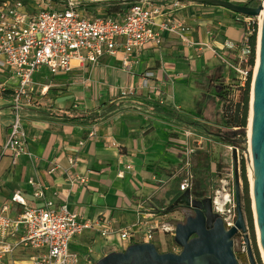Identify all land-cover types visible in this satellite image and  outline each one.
<instances>
[{
    "label": "built area",
    "instance_id": "obj_1",
    "mask_svg": "<svg viewBox=\"0 0 264 264\" xmlns=\"http://www.w3.org/2000/svg\"><path fill=\"white\" fill-rule=\"evenodd\" d=\"M79 1L0 0V94L9 100L12 115L10 131L0 154L9 155L13 166L22 156H33L27 144L23 111L33 105L35 89L42 86V94L49 89V84L37 82V74L46 70L55 77L69 74L77 67H96L106 56H120L122 67L132 73L143 53L148 48L161 46L168 35H177L184 42H191L188 37L190 27L178 12L192 2L142 0L123 14L107 16L87 14L80 8ZM263 15L264 12L258 16L237 15V20L245 27V36L237 57L224 59L242 87L246 86L252 70L249 36L256 24L260 29ZM227 46L229 49L234 47L231 42ZM156 79L154 71H144L140 88L152 89L160 96L162 92ZM132 92L135 88L121 90L122 95ZM186 133L188 136L195 134L191 130ZM95 136V131L90 132L89 137ZM85 145L84 139L79 141L78 148L67 157V166L58 159L51 162L49 173L64 176L69 192L89 181L79 170ZM233 147L230 146L231 151ZM238 155L242 160L252 159L250 141L247 150L238 148ZM127 168L132 166L127 165ZM123 173L121 171L118 176L124 177ZM231 180H234V167ZM190 182L191 175L181 184V193L191 188ZM222 182L224 186L231 184L227 180ZM28 183L35 200L28 199L26 192L19 188L0 203V264H80L81 254L72 248L71 243L88 231L107 239L118 234L124 243L156 244L158 236L164 234L173 239L177 247L173 252L181 251L174 241L177 224L168 221V213H159L155 208L145 211L146 202L137 206L133 228H121L114 226L116 222L106 212L92 219L84 218L71 210L66 202L47 198V186L35 177L29 178ZM216 195L212 197L213 201ZM225 223L228 229L235 224L226 220ZM239 235V252L248 256L245 234L240 231ZM124 246L123 250L129 245ZM87 251L91 255L92 247Z\"/></svg>",
    "mask_w": 264,
    "mask_h": 264
},
{
    "label": "crops",
    "instance_id": "obj_2",
    "mask_svg": "<svg viewBox=\"0 0 264 264\" xmlns=\"http://www.w3.org/2000/svg\"><path fill=\"white\" fill-rule=\"evenodd\" d=\"M110 1L114 0H80L79 6L89 15L117 16L127 11L130 5L142 0L130 4L126 0L120 3ZM83 4L87 6H82ZM117 4L121 8L117 9ZM197 6L205 8H200L201 13H197ZM178 16L190 27L188 37L191 42L186 43L177 35H168L161 46L148 48L143 53L139 63L132 68V73L123 67L119 70L117 76L120 78V85L111 86L115 80L110 79L106 85H101L102 80L107 82L106 71L114 65L122 64L120 56H106L96 67H77L69 74L56 76L66 77L70 81L74 75L83 78L86 74L82 83H93L94 99L112 95L111 101H96L94 107L85 109L84 112L101 113L103 117L98 122L92 125L63 124L31 112L28 110L31 107L24 109L23 121L28 126L27 144L33 156L26 154L13 166L9 155L0 154V203L19 188L26 192L28 199L35 200L33 189L28 183L29 178L35 177L47 186V198L54 197L57 202H66L71 210L84 218L92 219L106 212L116 222L115 227L133 228L137 206L141 202H146L145 211L155 208L161 213L151 195L165 173L157 175L145 170V166L152 162H158L164 169L158 148L166 139V123L154 114L158 108L153 101H163L162 104L178 108L182 106L175 101L176 87L191 82V71L203 72L204 78L215 73H228L230 69L224 59L234 60L237 57L245 36V27L237 20L236 13L223 7L192 2L180 10ZM228 42L234 47L229 49ZM224 67L226 71H223ZM147 70L155 72L156 83L162 92L160 96L152 89L140 88L141 78ZM39 75L51 76L44 70L36 75V80ZM79 82L81 80L76 79L73 83ZM128 87L135 88V92L120 96L121 90ZM55 104L59 109L65 108L58 101ZM11 119L9 100L0 94V150L8 137L4 129L10 128ZM92 131H95V137H89ZM82 139L86 141V145L81 151L79 170L86 174L89 181L87 185L69 192L66 178L49 173V168L54 159L67 166L68 155L78 148ZM127 165L132 168L128 169ZM121 171L124 172V177L118 176ZM41 202L37 201L38 204H42ZM97 235L99 234L88 231L71 243L72 248L80 252L81 261L88 254L89 247L93 249L90 257H95L97 252L100 257L111 251L123 250L124 245L134 243H124L118 234H114L108 239L103 237L105 245L97 251L93 246ZM108 248L110 249L105 251Z\"/></svg>",
    "mask_w": 264,
    "mask_h": 264
},
{
    "label": "rangeland",
    "instance_id": "obj_3",
    "mask_svg": "<svg viewBox=\"0 0 264 264\" xmlns=\"http://www.w3.org/2000/svg\"><path fill=\"white\" fill-rule=\"evenodd\" d=\"M237 3H243L246 0H231ZM263 1V0H262ZM200 8H205V6H197V13H201ZM205 15L207 13H204ZM236 15H238L236 13ZM259 32V31H258ZM203 61V60H202ZM122 69L121 65H114L110 70L106 71L108 74V79L105 82L102 80V87L106 85L110 80H115V83H111V86L120 85V78L117 76L119 70ZM223 71H226L224 67ZM110 76V77H109ZM112 76V77H111ZM116 76V77H115ZM203 72L201 71H191L190 79L191 82L189 84H179L175 89L176 103L182 106H179V109L190 113L195 117H199L206 121L207 125L213 126L218 129H230L226 120L222 118V112L226 108V105H230L231 103L237 102L239 98L240 92V84L235 75V73L230 69L228 73L219 74L215 73L208 78H204ZM254 76V69H253ZM202 77V78H196ZM65 78V79H64ZM86 74L83 75V78H79L78 75L72 76V79L69 81L66 77H51L45 76L41 77L37 76V81L43 83V85L49 84V89L47 93L42 94V86H39L35 89L33 99L34 103L31 108L37 109H48L55 108L59 109L56 106V101L60 102L64 109H72L77 113H83L85 109H91L94 107L93 105L97 102L103 101H111L112 95L108 94L107 96H100L99 99H94V89L93 83L83 82L85 80ZM220 78L219 82H216L213 79ZM76 79H80L81 82L73 83ZM189 79V80H190ZM198 81V83H196ZM194 82V83H193ZM202 82V83H199ZM223 83L228 87L229 96H227L226 100L219 101V97L217 96V86L216 83ZM193 83V84H192ZM109 87V86H108ZM121 90V89H120ZM123 96L122 94H119ZM114 97V95H113ZM118 98V97H116ZM218 99V100H217ZM223 102L225 105L223 106ZM189 109H187V108ZM250 109V105H249ZM218 114V115H217ZM212 117V118H210ZM216 117V118H215ZM249 117V114H248ZM28 119V116L27 118ZM249 122V121H248ZM25 128L28 134V126L25 124ZM10 129V128H9ZM4 129L6 135L9 134L10 130ZM171 131H175V128L171 127ZM188 131V130H187ZM187 131H180V135L178 137H170L168 132L166 135V139L164 142L160 143L159 152L161 156V164L164 166L165 174L161 176L160 182L156 185V190L153 195H151L154 199L155 205L159 207L161 213H168L167 219L168 221L178 224L179 222H185L184 215L179 210H172L171 212H167V207L173 203L177 197L181 194V184L184 180L191 175L190 189L196 187L201 179L204 178L203 168L200 166L197 161V157L200 153L207 155V160L204 161L205 167L209 169V176L206 178V192L207 197H215L216 192L220 191L226 193L229 191L232 193L233 201L228 205L231 213L228 216L222 214L224 220L226 222H230L234 224L237 219V208H236V200H235V192H234V180H231V173L233 167V156L232 151L229 145L220 139L194 132V135H187ZM248 131V125L247 129ZM8 133V134H7ZM203 136V137H200ZM242 159L239 158V172L241 176V163ZM189 162V163H187ZM247 166V177H248V188L246 198L249 200V206L251 208L253 224L250 222V218L245 210V192H244V181L241 177V196H242V207L244 210V215L246 217L248 229H249V237L251 240V245L253 248L254 256L257 264H264L262 251L259 244V239L257 236L256 229V220H255V212L253 207V197L251 193V184L248 176V160L246 161ZM223 180L230 181V185L224 186ZM225 183V182H224ZM150 190L149 193H151ZM194 197V196H193ZM168 236V235H167ZM164 234H160L157 238V246L161 251H174L177 249L175 247L173 239ZM89 240V239H87ZM105 245V240L100 235H97L96 243L93 244L97 251H100L102 247ZM113 248V247H110ZM110 248L105 249L108 251ZM241 249V236L237 234L235 236V251L240 260V264H250L249 257L244 254H240ZM98 252L95 257H90L87 253L85 254L84 260L80 261V264H96L98 259L102 256L98 257Z\"/></svg>",
    "mask_w": 264,
    "mask_h": 264
},
{
    "label": "water",
    "instance_id": "obj_4",
    "mask_svg": "<svg viewBox=\"0 0 264 264\" xmlns=\"http://www.w3.org/2000/svg\"><path fill=\"white\" fill-rule=\"evenodd\" d=\"M226 8L246 16H258L264 12V2L258 6L243 5L231 0H184ZM259 67L251 88L252 108L251 136L248 131L232 137H222L234 144L232 156L234 167V192L237 219L229 229L222 214L215 210L212 197L194 198L190 188L182 192L167 207V212L179 208H191L195 214L176 225L174 241L180 252L161 251L154 242L132 243L124 250H115L102 256L96 264H240L235 251V236L242 231L248 244L250 264H257L249 229L242 207L241 177L238 148L252 151L253 200L256 224L260 232V243L264 250V15L258 34Z\"/></svg>",
    "mask_w": 264,
    "mask_h": 264
},
{
    "label": "trees",
    "instance_id": "obj_5",
    "mask_svg": "<svg viewBox=\"0 0 264 264\" xmlns=\"http://www.w3.org/2000/svg\"><path fill=\"white\" fill-rule=\"evenodd\" d=\"M55 1H59V0H55ZM135 1L136 0H126V2H128L127 4H130L131 2H135ZM110 2L120 3L122 2V0H119V1L114 0ZM261 2L262 0H246L245 2L240 3V4L248 5V6H258ZM98 4H103V3H98ZM82 6H87V4H83ZM116 8L117 9L121 8V5L117 4ZM258 31H259L258 26L256 24L254 27L253 33L249 36V43L251 44V47H252L249 64L252 67V70L250 71L249 78L246 82V86L242 87L240 85L241 89L238 95L239 98L237 102L231 103L228 106L226 105L225 110L221 111L222 118L226 120V123L231 128L230 129H218L213 126L211 127L207 125L204 119L195 117L191 115L190 113L182 111L176 106L166 105L158 101L157 102L153 101L154 102L153 104L158 108V110L153 109L155 110L154 114H156L158 118H160L166 123V131L168 132L170 137H178L180 135V131L191 130L199 134L214 136L229 145H234L233 143L226 141L222 137V135L230 136V135L237 134L239 132H246L248 120H249L248 114L250 110L249 105H250V100H251L253 69L255 67L256 60H257ZM213 80H215L216 82H219L220 78L213 79ZM216 86L218 88L217 96L219 97V101L226 100L227 96H229L228 87H226V85H223V83L221 82L216 83ZM224 105L225 103L223 102V106ZM28 110H30L31 112H35L36 114H39L40 116H42L43 118L49 121H57L63 124H71V125H92L98 122L103 117L101 113L97 111L77 113L74 110L68 109V108L66 109L30 108ZM171 127L175 128V131L172 132ZM202 154L203 153L199 154V156L197 157V161L199 162L200 166L203 168L202 171H203L204 178L201 179L200 183L196 187L191 189L193 196L196 198L207 197L206 178H208L209 176V169L208 167H205L206 165L204 164V161L207 160L206 158L207 155L204 154L202 156ZM241 163H242V166H241V176L240 177H242L244 181V192H245V200H246L245 210L250 218L251 224H253L251 208L249 206V200H247L246 198L247 188H248L247 166H246L245 160H242ZM145 170L150 173L157 174V175H162L165 173L164 169L159 165L158 162L148 163L145 166Z\"/></svg>",
    "mask_w": 264,
    "mask_h": 264
},
{
    "label": "bare ground",
    "instance_id": "obj_6",
    "mask_svg": "<svg viewBox=\"0 0 264 264\" xmlns=\"http://www.w3.org/2000/svg\"><path fill=\"white\" fill-rule=\"evenodd\" d=\"M261 29V27H260ZM260 29H259V33L260 34ZM257 51L259 52V42L257 44ZM259 67V57L257 56V60H256V64L254 67V76H253V82H254V78L255 75L257 73ZM252 82V85H253ZM252 105V102H251ZM250 105V110H249V122H248V134L249 137L251 136V126H252V108ZM248 176H249V180H250V184H251V193H252V197H253V182H254V175H253V167H252V162H249V166H248ZM233 201V197H232V193L229 191H226V193L223 192H218L216 195V198L214 200V208L216 211L220 212L221 214L228 216L231 213V210L228 208L229 204ZM253 207H254V200H253ZM255 209V208H254ZM257 226V224H256ZM257 229V236L259 239V244H260V248L262 251V257H263V261H264V250L263 247L260 243V232H259V228L258 226L256 227Z\"/></svg>",
    "mask_w": 264,
    "mask_h": 264
},
{
    "label": "flooded vegetation",
    "instance_id": "obj_7",
    "mask_svg": "<svg viewBox=\"0 0 264 264\" xmlns=\"http://www.w3.org/2000/svg\"><path fill=\"white\" fill-rule=\"evenodd\" d=\"M233 135H230L229 137H232ZM194 198H196V197H194ZM177 210H179L183 215H184V217H185V220L189 217V216H191V215H194L195 214V212H194V210L193 209H191V208H179V209H177ZM239 234V233H238Z\"/></svg>",
    "mask_w": 264,
    "mask_h": 264
}]
</instances>
